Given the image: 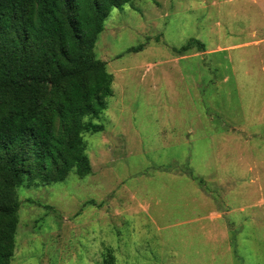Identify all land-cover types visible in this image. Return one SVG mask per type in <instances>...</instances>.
<instances>
[{
	"label": "rangeland",
	"instance_id": "rangeland-1",
	"mask_svg": "<svg viewBox=\"0 0 264 264\" xmlns=\"http://www.w3.org/2000/svg\"><path fill=\"white\" fill-rule=\"evenodd\" d=\"M94 52L92 172L25 179L10 264H264V0H130Z\"/></svg>",
	"mask_w": 264,
	"mask_h": 264
},
{
	"label": "trees",
	"instance_id": "trees-1",
	"mask_svg": "<svg viewBox=\"0 0 264 264\" xmlns=\"http://www.w3.org/2000/svg\"><path fill=\"white\" fill-rule=\"evenodd\" d=\"M129 1L0 0V264L14 254L17 188L25 179L50 184L73 170L78 177L92 172L83 134L103 131L92 119L113 95L95 43L111 10ZM193 46L204 51L197 41L176 51ZM106 257L112 264L113 256Z\"/></svg>",
	"mask_w": 264,
	"mask_h": 264
}]
</instances>
